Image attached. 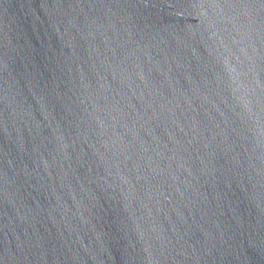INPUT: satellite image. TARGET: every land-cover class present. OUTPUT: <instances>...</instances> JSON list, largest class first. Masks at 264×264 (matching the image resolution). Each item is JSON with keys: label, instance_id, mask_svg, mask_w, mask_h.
Segmentation results:
<instances>
[{"label": "water", "instance_id": "water-1", "mask_svg": "<svg viewBox=\"0 0 264 264\" xmlns=\"http://www.w3.org/2000/svg\"><path fill=\"white\" fill-rule=\"evenodd\" d=\"M0 264H264V0H0Z\"/></svg>", "mask_w": 264, "mask_h": 264}]
</instances>
